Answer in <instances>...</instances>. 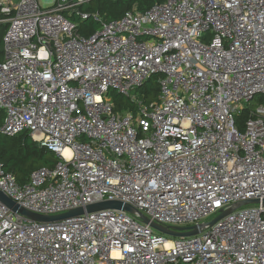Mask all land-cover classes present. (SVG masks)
<instances>
[{"label": "built area", "instance_id": "built-area-1", "mask_svg": "<svg viewBox=\"0 0 264 264\" xmlns=\"http://www.w3.org/2000/svg\"><path fill=\"white\" fill-rule=\"evenodd\" d=\"M90 1L0 0V133L58 158L25 184L0 163V190L43 215L118 200L205 226L171 236L120 209L36 221L0 200V264H264V104H243L264 100V0H165L109 21ZM73 16L101 26L81 35ZM155 74L145 102L134 91ZM112 91L136 111H116Z\"/></svg>", "mask_w": 264, "mask_h": 264}, {"label": "trees", "instance_id": "trees-1", "mask_svg": "<svg viewBox=\"0 0 264 264\" xmlns=\"http://www.w3.org/2000/svg\"><path fill=\"white\" fill-rule=\"evenodd\" d=\"M165 0H91L89 4L83 6L84 11L99 12L105 21L118 19L127 11L145 12L154 4L162 3ZM6 15L0 12V19ZM78 23V30L81 35L89 36L96 32L101 23L93 18L82 19L77 16L71 17ZM9 24L0 22V63L4 58V36ZM158 74L148 78L142 86L134 92L145 102L156 100L159 95ZM110 95L113 99L115 110L136 111L137 106L131 97L112 91ZM250 116V110L245 109L237 116V123L243 129L245 121ZM5 114L0 109V124L4 122ZM57 156L44 147H40L28 132H23L14 136H7L0 133V163L4 168L15 175L18 183L25 184L30 174L39 168H52L57 162Z\"/></svg>", "mask_w": 264, "mask_h": 264}, {"label": "water", "instance_id": "water-1", "mask_svg": "<svg viewBox=\"0 0 264 264\" xmlns=\"http://www.w3.org/2000/svg\"><path fill=\"white\" fill-rule=\"evenodd\" d=\"M0 200L6 204L9 208H11L14 212L21 213L27 217H30L33 220L36 221H59L62 219H67L71 217H75L78 215H82L86 212H94V211H99L103 209H120L123 211H128L133 214H138L139 218L147 224H150L152 227L155 229L166 233L171 236H191V235H196L200 233L205 226V224H199V225H192V226H178V227H166L160 224H157L155 222H151V220L144 215L140 210L137 208L133 207L132 205L123 202V201H118V200H108V201H102L94 204L87 205L86 207H78L76 209L69 210L67 212L57 214V215H43V214H38L32 211H29L28 209L22 207L20 204L15 202L13 199L5 195L1 190H0ZM258 200H247V201H242L226 210H221L220 213L215 216L213 219H211L207 224L208 225H213L216 223L218 220L222 219L223 217L227 216L229 213H231L233 210L236 208L246 205L249 203H258ZM264 205V201H263Z\"/></svg>", "mask_w": 264, "mask_h": 264}, {"label": "rangeland", "instance_id": "rangeland-1", "mask_svg": "<svg viewBox=\"0 0 264 264\" xmlns=\"http://www.w3.org/2000/svg\"><path fill=\"white\" fill-rule=\"evenodd\" d=\"M41 4L46 7L51 5L54 0H40ZM261 95H256L254 99H252L250 102H243L244 106H248L251 108H256L260 104H264V100H261ZM214 216H211L210 219H213Z\"/></svg>", "mask_w": 264, "mask_h": 264}]
</instances>
